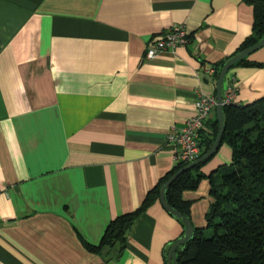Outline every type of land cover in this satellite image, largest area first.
<instances>
[{
    "label": "crops",
    "instance_id": "crops-1",
    "mask_svg": "<svg viewBox=\"0 0 264 264\" xmlns=\"http://www.w3.org/2000/svg\"><path fill=\"white\" fill-rule=\"evenodd\" d=\"M252 1L0 0V264L164 263L183 228L160 200L130 229L120 259L84 243L99 245L172 171L168 137L200 92L216 94L209 71L253 35ZM175 26L189 43L145 58ZM248 61L264 64V47ZM228 75L238 105L264 97V67ZM216 120L215 110L202 134ZM232 155L221 144L199 188L183 194L195 227L213 203L209 178Z\"/></svg>",
    "mask_w": 264,
    "mask_h": 264
},
{
    "label": "trees",
    "instance_id": "trees-1",
    "mask_svg": "<svg viewBox=\"0 0 264 264\" xmlns=\"http://www.w3.org/2000/svg\"><path fill=\"white\" fill-rule=\"evenodd\" d=\"M252 3L255 8L253 35L234 56L264 37V1L253 0ZM229 59L221 67H215V74L219 75ZM240 65L264 67V64L248 61V58L235 66ZM224 118L225 132L221 144L232 149V163L209 178L213 203L206 213L205 226L198 228L193 225L195 238L177 250L178 264H264V97L248 105H225ZM214 125L211 137L201 135L200 157L208 153L216 140L219 132L217 120ZM210 160L181 174L166 193L169 206L192 224V203L185 201L183 194L199 188L206 178L202 169ZM187 165L176 163L172 171L148 193L137 211L114 219L101 243L97 246L84 243L86 249L101 254L115 249V259H120L127 245L128 232L137 219L160 200L162 187ZM177 221L183 228V235L185 226ZM206 231L211 232L210 237L206 236ZM168 253L163 264H167ZM108 259L112 260V257Z\"/></svg>",
    "mask_w": 264,
    "mask_h": 264
},
{
    "label": "built area",
    "instance_id": "built-area-1",
    "mask_svg": "<svg viewBox=\"0 0 264 264\" xmlns=\"http://www.w3.org/2000/svg\"><path fill=\"white\" fill-rule=\"evenodd\" d=\"M189 43V34L184 26L169 29L161 39L151 42L147 48L145 58L152 60L165 52H174L178 47ZM210 74H215L211 69ZM237 80L228 75L223 87L224 106L237 104ZM216 94L209 95L200 92L195 104L194 115L186 121L182 129H174L168 137V143L176 150V163L191 164L201 156L200 141L205 121L217 107Z\"/></svg>",
    "mask_w": 264,
    "mask_h": 264
},
{
    "label": "water",
    "instance_id": "water-1",
    "mask_svg": "<svg viewBox=\"0 0 264 264\" xmlns=\"http://www.w3.org/2000/svg\"><path fill=\"white\" fill-rule=\"evenodd\" d=\"M264 47V37L254 46L238 53L233 58L229 59L221 68L219 73V78L217 81V87H216V97H217V107H216V114H217V120L219 124V132L216 137V140L214 144L212 145L211 149L206 153L204 156L200 157L195 162L187 165L184 169L177 172L161 189L160 191V202L167 211V213L171 216L179 220L184 226L185 231L181 238L176 240L173 245L171 246L168 256H167V264H178L177 262V250L187 244L188 242L192 241L195 238V232L193 228V224L191 221L183 216L180 212L176 211L172 207L169 206V204L166 201V193L167 190L170 188V186L173 184V182L183 173L194 169L196 166L203 164L207 162L209 159H211L216 152L219 150L223 135L225 132V118H224V96H223V87H224V81L229 74L230 70L240 61L249 58L252 54L259 51Z\"/></svg>",
    "mask_w": 264,
    "mask_h": 264
},
{
    "label": "rangeland",
    "instance_id": "rangeland-1",
    "mask_svg": "<svg viewBox=\"0 0 264 264\" xmlns=\"http://www.w3.org/2000/svg\"><path fill=\"white\" fill-rule=\"evenodd\" d=\"M206 236L210 237L211 236V232L210 231H206Z\"/></svg>",
    "mask_w": 264,
    "mask_h": 264
}]
</instances>
